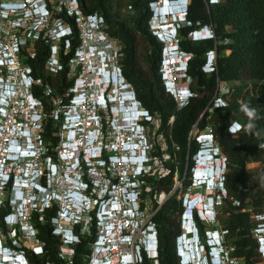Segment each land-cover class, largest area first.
I'll list each match as a JSON object with an SVG mask.
<instances>
[{
  "label": "built area",
  "instance_id": "2783aa9c",
  "mask_svg": "<svg viewBox=\"0 0 264 264\" xmlns=\"http://www.w3.org/2000/svg\"><path fill=\"white\" fill-rule=\"evenodd\" d=\"M0 14L8 15L7 23L0 28V209L10 210L4 216L8 232L3 231L0 223V264H24L23 257L28 260V264H32L27 257L31 249L22 243L8 245L5 235L10 231H18L19 236L35 243V248H40L42 244L37 236L34 214L37 213V220L44 223L45 211L55 207L58 210L57 216L52 218V224L56 226L54 231L81 222V231H90L91 225L95 223L97 237L87 256L88 264H143L145 258L153 264H159L153 258L148 242L150 232L157 231L153 217L174 190L177 197L182 199L183 206L192 196L187 193L183 197L184 183L178 171H175L174 185L169 193L153 192L143 199L144 179H166L173 173L169 165L171 156L169 153L154 154L157 149L151 133L152 129L160 128L159 115H152L144 109L146 122L138 123L139 129L133 124L130 114L134 110L125 92L132 91L134 87L121 66L124 59L121 41L104 32L97 36V32L106 30V23L104 21L97 26L91 19L92 30L88 28L81 32L80 46L67 63L68 78L73 80V84L66 93L68 103L62 105L49 86L45 87L41 97L34 94V86L42 83L32 77L31 69L21 59V50L26 46L25 31L21 36L16 33L19 28L26 29L32 18L18 20L13 12ZM48 17L49 10L43 15V20L32 21L46 23ZM14 30L16 32L12 33ZM152 33L162 38L159 28H154ZM30 35V38H35L33 33ZM48 36L51 52L46 66L57 73L64 68L59 58L63 37L58 28ZM105 43L109 45V53L99 50ZM69 47L66 41L64 50L69 51ZM31 55L34 56L33 53ZM210 55L214 58V54ZM162 63L164 66V61ZM111 71L122 78L124 90L122 86L112 92L113 85L105 82ZM105 86L109 87L107 94L113 93V98L111 104L107 103L104 107L91 97ZM78 97L84 99L78 102ZM44 99L54 106L50 114L45 110ZM118 108L129 111L119 114L116 113ZM49 117L58 125V136L57 130L55 136L59 138V144L51 146L52 150L51 142H47L43 135ZM72 132L76 133L79 150L82 151L84 163L79 165L77 172L81 184L86 188V195L91 202L103 205V208L107 203L115 204L113 211L106 210L103 215L98 207L94 213V206L87 205L85 218L82 212L71 216L74 213L75 194L81 192L68 172V159L73 154L70 145ZM92 149L99 152L88 154ZM140 151L146 154L149 162L142 171L138 170L134 162ZM199 158H196V162H199ZM194 180L199 181L197 178ZM17 185L21 186L26 197L22 206L13 198ZM148 200L152 203L150 210ZM258 231L256 228L254 234L264 256V235L261 233L260 236ZM105 244L111 248L103 249ZM35 248L32 247V250ZM61 253L62 259L72 263L75 250H71L68 255Z\"/></svg>",
  "mask_w": 264,
  "mask_h": 264
},
{
  "label": "trees",
  "instance_id": "16d2710c",
  "mask_svg": "<svg viewBox=\"0 0 264 264\" xmlns=\"http://www.w3.org/2000/svg\"><path fill=\"white\" fill-rule=\"evenodd\" d=\"M76 1L83 17L99 15L106 23V34L126 43L122 60L123 72L133 85L143 108L152 115H159L161 119L158 132L166 139L168 148L165 152L171 156L169 165L173 173L166 179H144L143 199L153 192L169 193L174 185L175 171H178L185 190L192 185L191 169L195 168L194 161L201 149L198 139L193 137L194 131L198 128L200 136L211 127L227 161L225 189L239 203L232 208L239 212L231 213L228 223L224 225L227 237L233 239V257L242 264L261 263L263 260L260 243L254 234L257 226L253 221L252 211L242 213L241 210L257 201L264 203V0H216L212 3L211 0H190L188 25L179 31V44L184 51L192 54L187 72L193 96L183 106H179L176 100L164 92L160 67L157 65L161 57L162 43L150 29L153 13L149 4L154 0H131L134 16L130 21L121 18L119 9L112 12V5L120 0ZM48 8L52 10L51 7ZM57 19L68 24L72 30V34L62 40L63 49L59 58L64 68L57 73L46 66L51 52L49 33L46 29L33 31L30 23L26 29L19 28L16 34L21 36L25 31L26 46L21 50L20 56L31 69L32 77L42 83L34 86V94L41 97L45 87L49 86L54 91V96L59 97L62 105H65L69 101L66 93L73 84V80L68 78L67 63L80 46L81 30L77 22L78 16L68 14V9L61 10L60 13L52 11L48 22ZM204 26L212 27L215 36L192 41L189 34ZM30 33H33L35 38H30ZM66 41L70 46L69 51L64 50ZM140 44L145 46L147 54L149 45L153 49V55L146 56V68L136 66V47ZM210 54H214L215 63L210 71H206L204 67ZM230 82L236 84L230 87L227 93L221 94L220 85ZM216 99H224V106H215ZM44 103L45 110L50 114L54 106L46 99ZM242 103H247L257 110V116L252 121L253 129L247 128L249 118L240 111ZM234 121L242 123L243 131L238 136L228 132L230 124ZM56 129L54 119L47 118L43 135L47 142H51L50 150L51 146L57 144ZM155 148L159 149L157 146ZM162 153L159 150L154 152L157 155ZM249 162L255 164L258 170L251 173L247 169ZM254 186H260L261 192L252 193ZM248 199L251 203L246 202ZM57 210L58 207L47 209L44 213V223L37 220V213L34 214L37 236L44 244V250L41 256L30 253L31 263L88 264L87 256L97 237L95 223L86 234L76 231L80 240L74 246L72 263H68L60 257L61 240L55 234L56 226L52 224ZM9 211L0 209V223L4 232H8L3 220ZM183 213V201L177 197L176 192L166 199L153 217L159 239V264H180L177 240L183 234ZM195 222L201 240L205 241L207 231L197 217ZM143 264L153 263L145 258Z\"/></svg>",
  "mask_w": 264,
  "mask_h": 264
},
{
  "label": "clouds",
  "instance_id": "9594fccd",
  "mask_svg": "<svg viewBox=\"0 0 264 264\" xmlns=\"http://www.w3.org/2000/svg\"><path fill=\"white\" fill-rule=\"evenodd\" d=\"M27 0H2L0 3L6 4L4 8L0 7V12L4 13H11L15 15L16 19H25L23 17V14L21 12H18V4L24 3ZM50 0H39L37 3V8L40 13L45 14L46 11L49 10V3ZM71 5L73 6L72 10H68V14H74L76 16H79L81 18H86L89 24V29L92 30L91 27V19L92 23L99 26L104 23V20L102 17L99 15H93V16H87L83 17L81 15V11L79 8V4L76 0H68ZM213 1L216 0H211L210 2L212 3ZM190 0H154L150 2L149 8L153 13L151 24H150V29L151 32L154 30V28H159L162 34V38H159L156 36L159 42H161L165 47L163 50V57L162 61H164V66L163 63L161 64L159 70H163L161 79H162V84L164 88V92L171 96L176 102L179 104V106L186 105L189 100L193 96V92L191 90V84L189 82L188 85L180 86L177 81L179 80L180 77H183L185 80H190L188 77V66L189 63L192 59V54L184 51L179 44L180 40V29L188 25V14H189V6H190ZM35 8V9H37ZM165 10H167L165 12ZM50 11V10H49ZM50 19V17H48ZM80 19V18H79ZM33 20V19H32ZM31 20V22H32ZM34 22V21H33ZM53 24L60 30V35L63 38H66L67 36L72 34V30L70 26L66 23H64L62 20H55L53 21ZM170 25L173 32L172 34L169 33L166 26ZM163 26V28L161 27ZM55 28V29H56ZM101 32H104L106 34L105 30L97 32V36L101 35ZM208 32V34H207ZM202 33V34H201ZM153 34V33H152ZM108 36V35H107ZM215 36V33L213 31V28L210 26H204L200 30L191 32L189 34V38L192 41H198V40H204V39H210ZM108 44H103V47L99 48L100 51H103L105 53H109L111 50L108 48ZM166 53V56L164 57V54ZM212 56V55H210ZM208 55V58L210 57ZM215 61L214 58L208 60V63L204 67V70L207 71V69H211L212 65H214ZM210 71V70H209ZM160 73V72H159ZM160 73V74H161ZM107 84H112V92L116 88L122 87V89L125 87L123 84L122 78H120L119 74L116 72L111 71L109 74V78L106 79L105 81ZM108 86L104 87L99 91L98 93H93L92 98H95L96 101H100L102 106H106L107 103L111 104L110 100L113 98V93L107 94ZM124 90V89H123ZM124 92V91H123ZM126 96L129 98L131 101V107L133 108V114L131 115V118L133 119V124L135 125L136 129L140 128L139 124H144L145 118H144V108L141 104V102L138 99L137 93L135 89L133 88L132 91H126ZM99 97H102L103 99H98ZM84 98L83 97H78V102H81ZM222 101V100H221ZM240 111L243 112L248 118H249V123L247 124L248 129H253L254 128V123L252 122L256 116H257V110L253 107H251L247 103H242L240 105ZM139 123V124H138ZM242 128V125L239 124V122H232L228 128V132L231 135H236ZM209 135H200L199 138H205V140L200 142V147L201 149L198 151L196 158L197 157H208L210 158V162H212V168L214 170V180L208 178L205 179L203 184L207 189L214 188L216 191V194L222 195V193H226L225 189V184H224V177L227 173V162L225 161V158H223L222 152L215 140V136L212 131ZM71 142L70 145L73 150V154L70 155L68 159V172L69 174L72 175V179L75 181V185L80 188V197L78 198V201H76L73 204V210L74 213H71V216L73 215H78L79 212H82V217H86V206L87 205H93L94 208L92 211L94 213L97 211V208L99 207L100 210H102V214L104 215L106 210L113 211V208L115 207V204L107 203L105 208L99 206L98 203L94 204L91 202L90 198L86 195V188L81 184V180L79 179V173L77 172V169L81 163H84L83 158H81L82 151L79 150V145L77 143V137L76 133L72 132L70 134ZM96 141V138H94ZM204 151V153H202ZM97 152H99L97 149H92L91 151L88 152V154L95 155ZM95 158V156L93 157ZM201 160V159H200ZM199 160V161H200ZM196 161V159H195ZM134 162L137 163L138 165V170L142 171L144 168L145 164H148L149 162L147 161V156L146 154L142 153L140 151L139 155L135 156ZM197 163V162H196ZM198 166L196 164V167L193 169V178H195V169H197ZM198 171V170H197ZM77 174V176H75ZM202 184V183H201ZM13 198L14 200H17L20 202L21 206L25 204L26 202V197L23 194L21 186H15V190L13 192ZM214 198L212 196H202L198 195L192 196V198L187 202L186 208H184L185 212L183 213V217L186 215V222L187 221V215L189 214L191 216V220L193 222V230H194V236H198L199 238V244L201 245L202 250H204V258L205 261L203 260L204 258L199 256L200 253H195V261L196 259L200 258L202 259V264H234V257L231 255L230 251L232 249L225 243L224 238L225 236H222L221 233H217L219 235L218 239H213V241H210V234L207 232L206 237H205V244L201 243L199 234H198V229L196 226L195 222V217L198 218L200 223L202 222H208V216L211 214L213 216V219H210L211 221H215L216 219V210L214 206ZM213 204H211V202ZM20 206V207H21ZM85 210V211H84ZM182 217V220H183ZM4 224L6 222L3 220ZM83 225V222L79 224H72V225H66L61 227L60 229H57L55 231V234L59 236L61 240V246L60 249L64 251H67L65 254L68 255L71 250H75L74 246L77 244L80 240V236L76 233V231H79L81 234H86L88 231H81L80 227ZM183 225V223H182ZM185 231V230H184ZM183 231V233H184ZM225 232L224 229L220 230ZM187 234V233H184ZM184 234L181 235V237L178 238L177 240V253L178 256L180 257V264H188L186 263V260L184 259L183 252L186 253L192 248L188 247V245L184 242ZM221 234V235H220ZM190 236V235H188ZM148 242L149 246L154 245L153 248H155V254L152 252L153 249H151L153 258H155L158 262V256H159V239L157 236L156 231L150 232V235L148 237ZM42 244V243H41ZM215 245L214 247H211V245ZM109 245H103V249L109 250L111 247H108ZM183 247H188V249H183ZM200 248V252H201ZM193 250V249H192ZM207 251V252H206ZM206 252V253H205ZM260 252L261 251V246H260ZM14 255H16L15 251H12ZM36 256H41L43 255V246L41 245L40 248H35V250L32 252ZM225 261H218V257L225 258ZM18 257V256H17ZM200 257V258H199ZM24 264H28V260L23 257Z\"/></svg>",
  "mask_w": 264,
  "mask_h": 264
},
{
  "label": "rangeland",
  "instance_id": "374dc122",
  "mask_svg": "<svg viewBox=\"0 0 264 264\" xmlns=\"http://www.w3.org/2000/svg\"><path fill=\"white\" fill-rule=\"evenodd\" d=\"M0 1H2V0H0ZM48 5L52 9L50 11V15H52V11H55L56 13H60L61 10H66V9L72 10L73 9V6L71 5V3L68 0H50ZM112 8H113L112 12H114L117 9H119V12H120V15H121L122 19H126V20L130 21L133 18V16H134L133 15V10L131 8V0H120V1H117V3H114L112 5ZM7 16H8L7 14H0V28H1L2 25L7 23L6 22V20L8 18ZM52 21L53 20H51L50 22H46V23H39V22L36 23V22L32 21L30 23H31V25H32V27L34 29L33 31H38L39 32L41 29L42 30L46 29L48 31V33L51 34V33H54V31L56 30L55 29L56 26L52 23ZM77 22H78V25H79V28H80L81 32H84L85 30H87L89 28V24H88V21H87L86 18H80V19L77 20ZM15 32H16V30L12 31V33H15ZM207 34H208V32H207ZM144 51H145V46L140 44L139 48H138L139 55L142 56L144 54ZM165 56H166V53L164 54V57ZM210 59H212V56H210L208 58V60H210ZM214 60H215V58H214ZM209 70H211V69H207V71H209ZM162 71H164V69ZM162 71L159 70L160 73ZM161 76H162V73H161ZM189 82H190V80L187 81L183 77H180L179 80L177 81V83L180 86H184V85L186 86V85L189 84ZM235 84H236L235 82L222 83L220 85L221 94L227 93V91L230 89V87H232ZM194 87H196V85H194ZM221 100L220 99L219 100L216 99L215 100V106H224L225 100L224 99H221ZM126 110L127 109H125V110H123V109L121 110L120 109L119 114H122V113L126 112ZM235 122H239V124H242L240 121H235ZM210 129H211V127H208L205 131H203V134L204 135H209L211 133ZM242 131L243 130H240L234 136L240 135L242 133ZM151 136L154 139L153 141L155 142V145L157 147H159V149H157V150H159L160 152H163L164 154H167L165 152L167 150V148H168L167 143H166V139H165V137H163L158 132L157 128L155 130L152 129ZM195 136H196V139H198V143L199 144H200L201 141L205 140V138H199V129L198 128H195L193 137H195ZM202 153H204V151H202ZM222 155H223V157H225L224 154H222ZM194 163H195L194 167H196V164L198 166L199 162L196 163V161H194ZM211 167H213V166H211ZM247 169L251 173H253V172L258 170V168L255 166V164H253L252 162L248 163V168ZM227 170H228V168H227ZM191 171H193V169H191ZM192 178H193V173H192ZM195 178H196V175H195ZM198 182L199 181H195L194 178H193V183L187 190H185V185L182 184V187H184L183 197L187 196V193H188V194H191V196H196V198L198 197V195L212 196V198H214L213 200H214V206H215V210H216V219H215V221H211L210 219H213V216L211 214H209V216H208V220L209 221L208 222H202V224L204 226V230L207 231L208 233L209 232H217L218 231L219 233L222 234V236H225V238H224L225 241L224 242L227 243V245L232 249V251H230V253L232 252L231 255L233 256V252H234V246L232 245L233 239H230V238L227 237L228 234H227L226 230H225V232L223 231V233L220 230L224 229V225H226V223H228V220L230 218V214L231 213L232 214H236V213L239 212L238 210H233L232 209L234 207V205L238 206L239 203L237 202V200L235 198L230 196L229 191H227L226 193L225 192L222 193V195H219V194L217 195L214 188L210 187V189H207L204 186V184H203L204 180L202 181V184L201 183L199 184ZM254 187L255 188L252 190V193L258 194L259 192H261V187L260 186L259 187L254 186ZM174 191H176V190H174ZM174 191H173L172 194L175 193ZM249 201H250L249 199L246 200V202H248V203H249ZM250 203H251V201H250ZM147 204H148V209L150 210V207H152V203H150V200H148ZM211 204H213V202H211ZM185 205H186V203H185ZM253 209H255L257 211H253ZM246 211H252L251 214H252L253 221L256 222V226L260 230L258 232H259L260 236H261V233H263V235H264V203L257 201V202H254L252 205H248V206L243 207L242 210H241L242 213L246 212ZM148 213H149V215L151 214L150 211H148ZM185 218H186V215L183 217V220H182V223H183L182 229H183V231L185 230V226H186L185 225V222H186ZM192 231H194L193 228L191 229V231L185 230L184 233H187L188 235H190V232H192ZM5 238L7 240L8 245H11V246L18 245L20 243H22V245H25L27 247V249H32V247L34 249L37 246L35 243H32L31 241H26L25 239H23V236H19L18 231H16V233L10 231L9 234L5 235ZM186 240H184V242ZM200 240H201V238H200ZM201 243L205 244L206 241H202L201 240ZM202 249L203 248H201V252L198 249L196 250V252L200 253V254L202 253V255L199 254V256L200 257L202 256L204 258V250H202ZM61 251L64 253V251L60 249V253H61ZM66 252L67 251L65 250V253ZM61 255H64V254L61 253ZM261 256H262V260L263 261L261 263H259V264H264V256L262 254H261ZM194 257H195V255H194ZM218 258H219L218 261H223L224 262L227 257L225 256V258H222V257H218ZM197 260H198V262H200L199 259H196V261H195V258H194V260L193 261L191 260V262H189V263L195 264L197 262ZM203 260L205 261V258ZM234 262H235L234 264H242L236 258H234Z\"/></svg>",
  "mask_w": 264,
  "mask_h": 264
},
{
  "label": "bare ground",
  "instance_id": "6f19581e",
  "mask_svg": "<svg viewBox=\"0 0 264 264\" xmlns=\"http://www.w3.org/2000/svg\"><path fill=\"white\" fill-rule=\"evenodd\" d=\"M166 11L167 10H165V12ZM128 111H129V109H127L126 112H124V113H127ZM116 112L119 113L120 112V108H118L116 110ZM124 113H122V114H124ZM131 115H132V113L130 114V116ZM200 158H201V160H200ZM200 158H199L200 161L198 163V168H197L198 171L196 172V178H197V180H199L198 183L200 184V183H202L203 180L208 179V178L214 180V176H213L214 170L211 167L212 166V162H210L211 161L210 158H208V157H200ZM79 197H80V193H76L75 194L76 203H77ZM191 219H192L191 216L188 214L187 215V221L188 222H185V225H186L185 226V230H187V231H191V229L193 227L192 226L193 222H192ZM190 243H191V241H190ZM153 247H154V245H150L149 249H153L152 252L155 254L156 253L155 252V248H153ZM183 249H188V247L187 248L183 247ZM183 255H184V259L186 260V263L191 262V260L193 261L194 258H195L193 250H189L186 253L183 252ZM200 255H202V253ZM188 264H192V263H188Z\"/></svg>",
  "mask_w": 264,
  "mask_h": 264
},
{
  "label": "flooded vegetation",
  "instance_id": "af4514ba",
  "mask_svg": "<svg viewBox=\"0 0 264 264\" xmlns=\"http://www.w3.org/2000/svg\"><path fill=\"white\" fill-rule=\"evenodd\" d=\"M121 41V45H122V52L124 51V49H125V47H126V43L123 41V40H120ZM164 45L162 44V48H161V57L159 58V63H157V65L160 67L161 66V63H162V56H163V50H164ZM138 48H139V46L138 47H136V49H137V57H136V59H137V61H136V66L138 67V66H144V68H146L145 66H148L147 65V58H146V56L149 54V55H153V49H152V46L151 45H149V47H148V54L144 51V54L142 55V56H140L139 55V53H138ZM123 62V61H122ZM123 65H124V63H122L121 64V66L123 67ZM57 127V136H58V125L56 126ZM57 144H59V138H57ZM42 246H43V250H44V244L42 243ZM33 252V250L31 249V251H29L28 253H27V257L30 259V253H32Z\"/></svg>",
  "mask_w": 264,
  "mask_h": 264
}]
</instances>
